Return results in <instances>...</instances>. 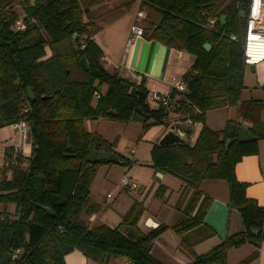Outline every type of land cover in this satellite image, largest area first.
I'll use <instances>...</instances> for the list:
<instances>
[{"label": "trees", "instance_id": "1", "mask_svg": "<svg viewBox=\"0 0 264 264\" xmlns=\"http://www.w3.org/2000/svg\"><path fill=\"white\" fill-rule=\"evenodd\" d=\"M242 1L137 0L139 12L157 17L142 27L141 36L193 56L180 76L186 92L172 88L166 106L150 108L143 78L135 83L103 65L104 55L91 37L97 27L82 16L103 0H33V4L25 0L22 18L12 9V0H0V127L20 119L31 126L29 155L12 149L0 172V259L9 254L6 264H65L64 256L77 250L99 264L114 258L131 264H165L151 255L153 241L168 228L182 234L203 224L211 201L199 189L203 180L227 184L228 206L237 210L243 224V230L227 235L206 254H213L206 264H224L227 251L245 243L256 250L237 264L258 257L264 242V206L246 195V184L235 176V165L242 157L257 154V142L264 139V101L241 100L246 66ZM18 19L24 25L21 30L15 28ZM205 43L210 44L209 51L203 48ZM82 56L87 70L78 64ZM28 87L33 99L26 94ZM97 90L102 94L94 101ZM231 106L237 107V119L226 120L221 130L205 125L207 111ZM136 109L145 116L144 131L167 127L174 117L201 123L193 144L156 142L150 150L151 168L183 184L182 218L170 227L159 224L143 233L137 224L144 206L133 201L117 226H89L81 217L97 211L90 187L99 167L110 163L88 160V151L114 153L117 164L132 163L114 152L111 143L87 131L83 122L99 118L127 122ZM243 121L255 140L238 141ZM226 141H230L227 149ZM165 190L159 185L156 196L161 198ZM10 205L13 212L7 210ZM206 255L187 264H205L201 258Z\"/></svg>", "mask_w": 264, "mask_h": 264}, {"label": "crops", "instance_id": "2", "mask_svg": "<svg viewBox=\"0 0 264 264\" xmlns=\"http://www.w3.org/2000/svg\"><path fill=\"white\" fill-rule=\"evenodd\" d=\"M128 37L127 42H129L122 61L112 65L108 55L103 54L105 69L126 77L133 82H135L136 76L143 78L148 91L154 90L160 94L170 93L173 83L180 81V76L192 63L193 56L184 51L172 49L156 40H146L141 35L133 36L129 34ZM108 64L112 65V69L107 67ZM132 75L134 76L132 77ZM243 84L245 89L242 91L241 100L255 99L264 101V60L256 65L245 66ZM214 111H222L225 114L221 126L216 130L222 129L226 120L238 118L236 106L216 108L206 112L205 122L207 125L210 123L208 114ZM99 120L100 124L102 118H99ZM187 120L174 117L168 121L169 125L167 127L164 126L163 128V125H156L147 132L153 138L158 136L159 140L168 127L177 126L187 133L190 137V144H192L198 135V130L200 131L201 125L200 123L189 124ZM131 122L137 121L131 120L127 122L126 126ZM138 123L141 124L142 122ZM242 124L244 127L248 125L245 121ZM91 125L92 122L89 120L87 122V131H91ZM97 128H100V125H97ZM140 128H142V124L137 130H140ZM257 146V154L244 156L235 165V176L238 181L246 184V195L264 206V139L259 140ZM14 147H18L19 152L24 157L30 153V142L19 146L18 136L13 128L10 125L0 127L1 173H3L2 169L6 165L7 152H11ZM133 153L135 154L136 152L133 151ZM109 166L108 164L102 165L99 170L106 172ZM144 168L148 175L144 179L145 183H141L143 185H140V188L135 191H129L123 186L119 187L116 189L118 195L115 197L108 189L103 192L102 187L104 184L100 183V185L93 186V180L90 187V199L92 204L97 207V211L90 216L82 215L81 218L89 226L104 223L110 227H115L133 201H139L144 206V212L137 224L141 232L147 233L159 224L170 227L179 221L182 218L183 208V204L179 205L180 193L183 187L182 182L166 172L155 171L151 168L150 162ZM5 173L10 176L9 171ZM161 184L166 187V190L161 198H156L157 210H150L148 207L149 200H151L150 195ZM199 189L202 195H206L211 199L203 218V224L182 234H177L171 228H168L155 238L151 247V255L160 262L165 264H187L193 261L195 256L209 253L227 235L243 230L239 213L228 206V187L223 180H203ZM121 191L125 194H121ZM108 194L110 195L109 197H107ZM104 198L108 202L110 201V206H106L103 202V200L105 201ZM116 199L119 202L114 207L113 203ZM1 208L2 206H0V210ZM7 210L13 212L14 206H8ZM255 250L256 247L250 243L231 248L227 251L224 264H228L230 260L233 264H237ZM64 262L65 264H99L86 258L77 250L66 254ZM108 264L131 263L124 258H114L109 260ZM248 264H264V242L258 248V257Z\"/></svg>", "mask_w": 264, "mask_h": 264}, {"label": "rangeland", "instance_id": "3", "mask_svg": "<svg viewBox=\"0 0 264 264\" xmlns=\"http://www.w3.org/2000/svg\"><path fill=\"white\" fill-rule=\"evenodd\" d=\"M24 1L25 0H12L11 7L20 18L24 15ZM92 9L87 12L84 11L82 16L96 25L97 28L92 33L91 37L100 47L102 53L108 55L112 65L123 60L126 47L128 46L127 39H129L128 36L130 34V26L132 23L145 27L148 25L149 21H157L156 16L147 18L144 11H138L137 0H132L131 3L129 0H103V3L98 8ZM137 14L139 16H137ZM137 17H140V19ZM46 52L47 56H49V49L46 48ZM112 65L108 64L107 67L112 69ZM246 69L248 68L246 67ZM105 88V86H102L101 90L104 91ZM208 117L210 119V123L207 125L204 121L205 125L212 130H216L221 126V122L224 120L225 114L222 111H214L210 112ZM98 120L90 119L92 122L91 132H95L104 140L111 143L112 150L117 154L128 158L132 164L129 166L117 164L116 162H109L110 164L108 165L110 166L106 172L98 169L99 172L97 171L98 174L95 179H93L94 182L92 181L93 186L100 185V183H102L104 184L102 187L103 192L108 189L111 193H113V197H115L118 195L116 189L122 187L121 178L124 176L131 177L139 184V186L143 185L141 183H145L144 179L148 176L144 167L148 162H150V150L152 145L158 140V136L153 138L147 132L154 126H151L144 131L143 128L137 130L142 124L138 122H131L128 126H126L129 121L124 122L120 120L102 118V121L99 124L100 120ZM88 121L89 120H84L83 122V125L87 130ZM97 125H100V128L96 129ZM164 126L165 125H163V128ZM133 151L136 153L134 154ZM156 192L157 189L152 192L150 195L151 200H149L148 203L149 209L153 211L157 210L158 205L156 198L159 197L156 196ZM121 194L125 193L121 191ZM103 202L106 206H110V201L108 202L107 199H105V201L103 200ZM118 202L119 200L116 199L113 206L115 207ZM211 261L209 260V262ZM228 264L233 263L230 260Z\"/></svg>", "mask_w": 264, "mask_h": 264}, {"label": "built area", "instance_id": "4", "mask_svg": "<svg viewBox=\"0 0 264 264\" xmlns=\"http://www.w3.org/2000/svg\"><path fill=\"white\" fill-rule=\"evenodd\" d=\"M137 16L139 15L137 14ZM137 18L140 19V17ZM244 18L246 23L243 39V62L246 66H252L264 60V0H248ZM212 22L213 20H210V23ZM15 28L17 30L24 28V25L19 19L15 22ZM130 34L133 36L142 35V27L136 23H132L130 26ZM133 76L134 75H132V77ZM140 81L141 78L136 76L135 83H139ZM172 86L179 92H186L185 85L181 80L177 81L175 84L173 83ZM101 94L100 90L95 91L93 94V100L97 101ZM168 101L169 93L160 94L154 90L148 91L146 103L150 108H157L159 104L166 106ZM25 110L26 109L23 108L21 112H24ZM187 121L189 124H194L191 123L189 119ZM9 125L17 133L19 146L29 143L31 126L27 121L20 119L16 122L10 123ZM17 150L18 147H14V151ZM121 185L129 191H135L140 188L137 182L126 176L121 178ZM109 196L110 195L108 194L107 197ZM16 253L13 254V257L16 256Z\"/></svg>", "mask_w": 264, "mask_h": 264}, {"label": "water", "instance_id": "5", "mask_svg": "<svg viewBox=\"0 0 264 264\" xmlns=\"http://www.w3.org/2000/svg\"><path fill=\"white\" fill-rule=\"evenodd\" d=\"M30 2L33 4V0H30ZM243 6H247L248 0H243L242 1ZM239 16L241 18L245 17V9H241L239 10ZM220 21L221 24L224 25L225 24V19L224 16L220 17ZM203 48L206 51H209L210 49V44L205 43L203 44ZM78 64L85 70L88 69V63L87 60L85 58V56H82L79 60H78ZM26 94L28 96L29 99H33V94L31 92L30 87L27 88L26 90ZM45 98V97H43ZM131 120L132 121H137V122H143L145 120V116L142 115L140 113V111L138 109H136L132 116H131ZM256 138L250 133V131L244 127L243 124H241L239 126L238 129V141L240 142H250L255 140ZM230 141H226V149L228 147ZM157 143L159 145H170V144H174V143H181V144H190V137L187 135V133H185V131H182L179 127L177 126H171L168 127L166 129V131L161 135V137L159 138V140L157 141ZM87 159L91 160V161H107L110 163L113 162H117V157L114 153H109V152H105V151H98L95 150L93 148H91L88 151L87 154ZM158 175H160V173H158ZM47 210V209H46ZM253 234L257 233V230H251ZM213 258V254H209L206 255L204 257L201 258L203 263H207L209 260H211ZM11 259L10 255H4L1 259H0V264H6L9 260Z\"/></svg>", "mask_w": 264, "mask_h": 264}, {"label": "flooded vegetation", "instance_id": "6", "mask_svg": "<svg viewBox=\"0 0 264 264\" xmlns=\"http://www.w3.org/2000/svg\"><path fill=\"white\" fill-rule=\"evenodd\" d=\"M246 9V8H245Z\"/></svg>", "mask_w": 264, "mask_h": 264}]
</instances>
